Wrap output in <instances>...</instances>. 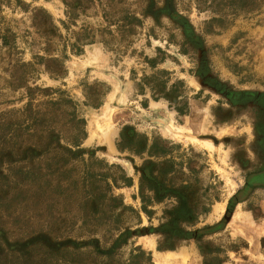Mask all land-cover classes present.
Masks as SVG:
<instances>
[{
    "label": "rangeland",
    "instance_id": "374dc122",
    "mask_svg": "<svg viewBox=\"0 0 264 264\" xmlns=\"http://www.w3.org/2000/svg\"><path fill=\"white\" fill-rule=\"evenodd\" d=\"M0 264H264V0H0Z\"/></svg>",
    "mask_w": 264,
    "mask_h": 264
}]
</instances>
